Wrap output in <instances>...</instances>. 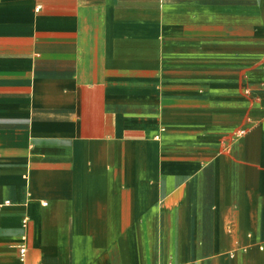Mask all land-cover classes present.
Listing matches in <instances>:
<instances>
[{"label":"crops","instance_id":"1","mask_svg":"<svg viewBox=\"0 0 264 264\" xmlns=\"http://www.w3.org/2000/svg\"><path fill=\"white\" fill-rule=\"evenodd\" d=\"M0 264H264V0H0Z\"/></svg>","mask_w":264,"mask_h":264},{"label":"built area","instance_id":"2","mask_svg":"<svg viewBox=\"0 0 264 264\" xmlns=\"http://www.w3.org/2000/svg\"><path fill=\"white\" fill-rule=\"evenodd\" d=\"M5 204H8L9 201L8 200H5L4 202ZM45 204V203H44ZM24 252H25V247L24 246H20V253H21V257L24 256Z\"/></svg>","mask_w":264,"mask_h":264}]
</instances>
